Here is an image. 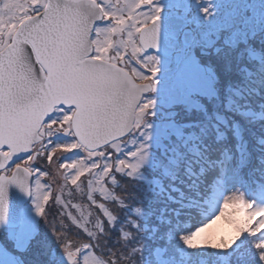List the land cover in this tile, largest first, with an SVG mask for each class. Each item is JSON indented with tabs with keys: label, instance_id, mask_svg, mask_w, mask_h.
<instances>
[{
	"label": "snow or ice",
	"instance_id": "snow-or-ice-1",
	"mask_svg": "<svg viewBox=\"0 0 264 264\" xmlns=\"http://www.w3.org/2000/svg\"><path fill=\"white\" fill-rule=\"evenodd\" d=\"M160 11L154 0H0V224L15 186L32 197L68 264H154L145 256L144 208L128 184L145 146L134 143L125 155L122 144L133 129L141 131L152 106L145 95L157 66L147 50L157 46ZM52 175L95 208L88 219L94 230L82 225L75 233L86 243L59 222L60 197L41 179ZM234 193L210 219L179 233L181 255L226 251L240 241L228 264H264V204ZM221 218L233 231L217 239L206 229ZM159 223L175 231L179 213ZM28 228L20 217L13 230L23 236Z\"/></svg>",
	"mask_w": 264,
	"mask_h": 264
},
{
	"label": "rangeland",
	"instance_id": "rangeland-1",
	"mask_svg": "<svg viewBox=\"0 0 264 264\" xmlns=\"http://www.w3.org/2000/svg\"><path fill=\"white\" fill-rule=\"evenodd\" d=\"M197 2L183 0L187 12L183 9L181 13L183 16L187 14L188 19L193 20L191 25L194 27L192 35L195 45L191 49L181 47L178 51L181 58L176 64L169 58L153 55L156 58L157 75L154 77V87L145 95V99L150 100L152 106L144 118L141 131L133 129L132 134L126 137L125 143L122 144L125 155L128 148L135 150L134 143L145 146L142 149L144 159L138 174L135 179L128 181V184L129 191L142 202L148 227L147 249L150 245L154 247V250L147 251V256L157 264L164 263L163 258L171 254L170 250L181 248L182 240L177 232L181 230L179 227L175 231L168 230L165 234L160 230L163 227L165 231V226H160L161 223L154 224L163 218L166 210L174 203L168 201L159 189L152 186L150 178L156 175L160 185L164 183L168 187L171 184L168 177L177 172L178 166L180 168L183 159L189 154L186 140H183L184 134L193 131V134L199 136L200 132L196 129H207L212 120L210 113L221 111V104L225 99L240 102L233 96L234 91L257 87L264 92V0H217L216 4L205 2L204 6L200 0ZM204 8L208 9L207 13L202 11ZM173 44L176 46L177 42L174 41ZM213 94L215 98L208 99L205 102L206 109L202 107L200 110L197 105V101L202 98L200 95H207L209 98ZM260 96L254 98L252 94L248 95L251 105L263 108L264 95ZM258 119L251 117L247 120L252 122L254 129L257 126V129L264 131V121ZM182 130L184 133H181ZM169 160L171 162H167ZM55 165L54 157L53 173ZM228 172L225 170L221 175V178L227 176V186L216 190L218 199H215V210L209 211L211 216L207 219L215 215L223 199L235 195L234 192H241L246 199L264 204L263 194L253 190L248 182L242 179L243 187L247 186V192H244L240 183L236 181L232 184V174ZM41 179L43 183L51 184L52 188L56 189V195L60 197L56 208L63 205L61 215H64L65 219L59 222L72 225L70 235L86 243V236H76L75 233L81 231L82 225H87L88 231L94 230L88 219L90 213L96 215L95 208L89 206L78 190L63 187L62 177L52 175ZM57 179L59 183H56ZM229 184L233 185L230 190L227 189ZM191 200L195 201V198ZM23 208L21 217L27 220L28 231L23 236L16 235L13 229L0 231V260L5 261V264H68L61 260L64 252L44 217L36 213L31 196ZM233 215L241 216L242 213ZM232 231L231 225L224 218L206 229L207 233L214 234L217 239L220 236H231ZM246 235H242L241 241L245 240ZM238 245L240 241L226 252L234 251ZM207 251L212 254L221 252L211 248L188 249L191 255H200Z\"/></svg>",
	"mask_w": 264,
	"mask_h": 264
},
{
	"label": "trees",
	"instance_id": "trees-1",
	"mask_svg": "<svg viewBox=\"0 0 264 264\" xmlns=\"http://www.w3.org/2000/svg\"><path fill=\"white\" fill-rule=\"evenodd\" d=\"M251 94L254 98H259L264 92L257 87L245 88L240 92L234 91L233 96L240 102L225 99L221 104V111L210 113L212 120L207 129L203 127L196 129L200 132L199 136L193 134V131L184 134L183 140H186L189 154L183 159L180 168L178 166L179 170L177 168V172L168 177L171 182L168 187L164 183L160 185L156 175L150 178L152 186L159 189L168 201L174 203L162 217H171L172 211L176 210L179 213L181 229L177 230L178 233L191 231L211 216L209 211L215 210V199H218L216 190L227 186L225 182L227 176L221 178L225 170L232 174V184L237 181L244 192H247V186L244 184L243 187L242 179H245L253 190L256 189L259 194L264 195V131L257 129L259 128L257 126L254 129L252 122L247 120L257 117L259 121H264V103L263 108L251 105L248 100V95ZM200 97L202 98L197 101V105L201 110L202 107L206 109L205 102L212 97L215 98V94L209 98L207 95ZM181 133H184V130ZM172 163L175 165L173 160ZM232 186L229 184L227 189H232ZM192 198H195V201H192ZM156 223L159 224V221L154 224ZM160 230L166 234L169 229L166 228L164 231L161 227ZM180 245L181 248L170 250L172 255L175 254L176 264H228L230 259H234V251L230 253L221 251L215 254L207 251L200 255L188 253L189 255L184 256L181 255V250L185 248L183 241ZM150 249L154 250V247L150 245L146 250L145 256L148 259L147 251ZM171 254L163 258V264L169 263ZM151 255H154L153 251Z\"/></svg>",
	"mask_w": 264,
	"mask_h": 264
},
{
	"label": "water",
	"instance_id": "water-1",
	"mask_svg": "<svg viewBox=\"0 0 264 264\" xmlns=\"http://www.w3.org/2000/svg\"><path fill=\"white\" fill-rule=\"evenodd\" d=\"M164 13H161V17L158 21V37L157 46L154 49L147 50V52H154L159 55L169 56L172 54V48L165 44V38L169 37L177 39L179 30L185 24L184 19L179 15H171L165 19H162ZM181 40L184 45H187L190 41V31L184 29L181 33ZM177 55L174 54V58ZM151 89L147 92L149 93ZM146 93V94H147ZM29 199V195L22 192L19 188L11 186L8 190L7 196V217L4 223L0 224V230L3 228H14L15 222L21 216V209L23 204ZM61 260L68 263L65 255H61Z\"/></svg>",
	"mask_w": 264,
	"mask_h": 264
},
{
	"label": "flooded vegetation",
	"instance_id": "flooded-vegetation-1",
	"mask_svg": "<svg viewBox=\"0 0 264 264\" xmlns=\"http://www.w3.org/2000/svg\"><path fill=\"white\" fill-rule=\"evenodd\" d=\"M197 1L198 0H195V2H197ZM201 2L203 3L202 6L205 5V2L210 4V5L213 4V3H215V4L218 3L217 0H200V3ZM154 6L159 7L161 9L160 17H161V13H164V15L162 16V19H165V18H167L168 16H171V15H181V16H183L181 13L183 12V9L185 8V6L183 5V0H154ZM186 7H188V6H186ZM193 11H195V10H193ZM184 12H187L186 9H184ZM190 13L192 14L191 11H190ZM183 17H184L185 22H186L184 28L190 30V34H191L190 41H189L190 43L187 46H184L182 40L180 38H178V39L174 40L175 42H177V45L175 46L173 44V42H174L173 40H171L170 38H166L165 39V43L168 46L172 47L174 50H173L172 55H170V56H161L163 58L171 59V61L173 63H175V64L177 63L178 59L181 58V53L178 52L179 50L182 49L181 47H183L184 49H191L195 45V39H194V37L192 35L194 27L191 25V22H193V20H191V18L188 19L187 14L185 16H183ZM184 28H182V29H184ZM182 29H180V32H181ZM173 54H177L176 60L174 59V55ZM23 210H24V208H23ZM4 229H9V228H4ZM4 229H1V230H4ZM9 230H11V229H9Z\"/></svg>",
	"mask_w": 264,
	"mask_h": 264
}]
</instances>
